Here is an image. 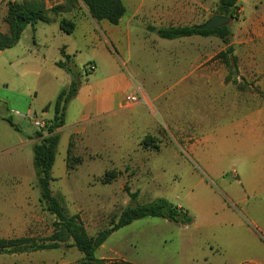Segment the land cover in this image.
Segmentation results:
<instances>
[{
	"label": "rangeland",
	"instance_id": "obj_1",
	"mask_svg": "<svg viewBox=\"0 0 264 264\" xmlns=\"http://www.w3.org/2000/svg\"><path fill=\"white\" fill-rule=\"evenodd\" d=\"M9 1L24 0H0V32L3 34L7 33L4 18ZM45 1L48 9L62 5V16L75 19L74 33L63 37L76 52L73 63L85 84L93 77V73L86 71L93 50L87 46V29L91 31L92 27L90 22L81 19L88 14L87 9L80 0ZM121 1L125 14L120 29L129 27L133 31L130 37L133 61H137L139 68H148L136 74L144 75L150 86L155 98L149 99L154 109L140 107L141 128L132 136L131 106H127L121 110L117 121L120 124L119 130L116 129L119 151L72 154L80 161L70 160L67 166L70 125L80 112V100L74 98L65 112L66 128L59 134L51 171L52 194L61 196L69 216H80L90 237L109 228L130 204L124 187H128L130 193L138 192L132 206L147 205L163 198L180 205L192 217V223L179 234L178 230L160 233L150 229L148 225L157 223V218L135 221L133 226L112 234L96 251L97 259L124 258L135 264H202L203 260L195 257L203 254L200 247L205 246L216 253L208 257L206 264H259L264 260V0H240L238 20L228 24L231 35L227 44L217 37L160 42L147 30L149 27L204 25L217 15L218 0ZM178 1L184 9L183 16L175 18L168 14L165 23L154 21L151 12L169 9ZM48 15L58 19L61 14ZM128 22L131 23L128 25ZM37 27L40 36H34L28 26L17 45L0 53V102L5 97L16 96L9 93L3 82L14 85L13 79L18 77L11 76L14 69L9 64L18 66L16 59L23 52L36 55L46 76L54 69L52 60L57 56L55 47L60 44L59 38L42 36L41 29H48L47 25L39 23ZM138 42L139 48L136 47ZM228 46L234 50L237 74L225 83L230 70L215 56ZM108 50L116 57L120 73L128 80V87L121 95L124 102L125 97L135 91L136 81L143 86L144 82L122 66L127 50L119 48L116 52L111 47ZM100 66L96 73L102 76L104 65ZM234 79L236 85L232 84ZM36 89L37 98L31 92V98H20L22 104H31L37 119H50L53 111L41 109L49 95L43 85ZM90 89L87 86L84 97ZM0 112H4L1 103ZM19 119L15 118L17 124L21 122L23 133L20 135L27 138L36 128ZM1 126L13 137L9 139L0 129V239L45 240L53 232L54 217L39 201L32 147L7 151L9 144H17L16 134L4 123ZM111 171L116 172L117 177L108 185L102 184L104 174ZM70 244L69 241L66 245ZM81 259L82 254L75 248L62 246L51 251L2 254L0 264H75Z\"/></svg>",
	"mask_w": 264,
	"mask_h": 264
},
{
	"label": "trees",
	"instance_id": "obj_2",
	"mask_svg": "<svg viewBox=\"0 0 264 264\" xmlns=\"http://www.w3.org/2000/svg\"><path fill=\"white\" fill-rule=\"evenodd\" d=\"M87 9L88 15L95 21H105L112 26L119 24L125 14V7L121 0H80ZM240 0H218L217 15L229 17L231 20H238ZM60 15L58 18L59 29L67 35H71L75 30V23L62 16L64 7L56 5L50 9L45 0H24L22 2L9 1L6 3V14L4 23L7 26V33L0 32V52L15 46L28 26L34 27L38 22L49 23L51 19L48 14ZM202 25L192 26H170L167 28L149 27L150 32L162 40H177L190 37H217L224 44H227L231 31L228 26L220 27L214 31L202 30ZM232 46L216 55L230 70L226 82H230L233 75L237 74V61L233 55ZM64 62H57L56 66L70 72V57L66 56L61 50ZM72 73V72H71ZM73 74V73H72ZM237 81H232L236 85ZM80 84L73 79L67 88L59 91L55 100L47 105L44 110L49 108L53 111L52 119L47 121L45 132H35L32 166L36 178V186L39 189V201L43 204L46 212L54 217L53 232L45 240H36L28 237L14 239H0V255L2 254H25L40 251L58 250L65 247L75 248L82 254V259L75 264H131L123 260L105 261L95 257L96 251L107 241L115 232L131 225L133 222L146 218H157L168 221L176 225L187 226L192 223V217L188 211L182 207L173 205L166 199L156 201L142 206H132L138 196V192L130 193L128 187L124 190L130 198V204L126 206L115 222L110 227L98 232L94 237H90L80 219L79 215L69 216L61 196H54L50 189L53 181L51 171L55 162L57 147L59 143L58 130L65 125V112L68 104L76 97ZM15 131L18 128L13 124L11 117L3 119ZM45 134V135H44ZM150 140V139H149ZM71 143L67 150L66 163L68 161L78 163V158L71 156ZM117 177L114 171L106 172L101 179L102 184L108 185ZM70 245H66L68 242Z\"/></svg>",
	"mask_w": 264,
	"mask_h": 264
},
{
	"label": "crops",
	"instance_id": "obj_3",
	"mask_svg": "<svg viewBox=\"0 0 264 264\" xmlns=\"http://www.w3.org/2000/svg\"><path fill=\"white\" fill-rule=\"evenodd\" d=\"M180 2L181 1L176 2V6L170 7L169 9H160L155 11V13L151 12L152 18L157 23L158 22L165 23L168 14H170V16L175 18H177V16H183L184 9L182 6H179ZM162 12H164L165 14L162 15V17H159V15L157 14H161ZM81 19L90 22L92 27L91 31L87 29V36L89 38L87 41V46L92 47L93 49L89 63L93 64L96 67L95 71L93 72L92 79L88 80L85 84H83L81 81L79 75V69H77L73 63L74 53L76 52L72 44L68 41V39H65L63 37L66 35L59 29L58 19H51L49 23L38 22L34 27H31L34 36H40L41 35V33H39L40 29L37 26L39 23H43L47 25L49 28L41 29L42 36L46 38L48 36H51L53 38L54 37L59 38L60 44L56 45L55 47L57 56H54V59L52 60V65L54 69L52 70V73L49 74V77L45 75L46 74L44 73L45 69L42 66V63L38 62L36 55L30 53L29 51L28 52L25 51L22 53L21 57H17L16 63L18 62V66L13 67L12 63L9 64L10 65L9 67L14 69V70L12 69L13 73H11V76L14 77V74H16V76L18 77V79H13V81L17 84L14 83L13 86H11L9 82H3V84L8 89L9 93L14 94L16 96L5 97L0 102L2 105V109L4 111V112H0V129L5 131L4 134L7 135L9 139L13 137L12 133L8 132L6 129H3L1 123H4L7 126V128H9V130L15 132L17 144L16 145L9 144L7 151H11L13 149H21L26 146H30L33 148L34 144L37 143V139L34 138V133L36 132V130L32 135H29L27 138L22 137L24 135L22 136L20 135V133H23L20 130L21 122L17 124L15 118L19 119L20 115L27 113L32 114L34 117H36V112H34V110L31 109L32 107L31 104L29 106H24L20 98L23 97L31 98V95L29 93L33 92L32 96L36 99L37 98L36 87L39 88L41 85H43V88L46 89V93L47 95H49V98L41 104V109L43 110V112L50 111L52 110L51 108L44 110L45 107L51 104L55 100L57 94L60 91L59 90L60 87L67 88L70 85L71 81L73 80L71 79L70 73L68 71L56 66L57 62H64V59L61 56V50H63L66 56L70 57V62H69L70 72L74 74V79H76L80 84L78 93L75 97L77 101L80 100L79 101L80 112L75 122L71 123L70 125L71 135L69 137V141L72 145L71 156L72 154L74 156H80L81 154L97 153L100 151L102 152L107 151L110 152L111 154H115L116 151H119L120 142L119 140L117 141L116 138L119 132H117L116 129L119 130L120 124H118L117 121H119V114L121 110L128 108L121 100V95L123 91L128 87V80L124 76V74L120 73L121 67L116 57L108 50V47H111V49H113L116 52L119 50V48H123L127 50L128 52L126 53V55L123 53V57L125 55L126 60H124L123 58V61L121 63L122 66L127 68L131 75L135 76L136 78H139L140 81L143 80L144 82V86H143L141 83L135 80L136 83L142 87L147 104L146 105L140 104L129 107L131 114L130 134H132V136L137 135L139 128H141L140 118L138 114L140 111V107L144 106L149 110L154 109L153 103L151 102L150 99L154 100L155 97L153 98V95L150 91V86H148L147 81L144 79V75L136 74L137 71H148V68L147 67L139 68L137 61L136 63H134L133 61L134 59L131 53V49L133 45H132V39L130 38L133 35L132 29H130L129 27H126L123 30L120 29V24L122 20L119 22L118 25L112 26L105 21L97 22L93 20L88 14L82 16ZM72 21L75 23L74 18H72ZM130 23L131 22H128L127 24L129 25ZM175 23H177V21H175ZM175 26H179V25H175ZM154 28L157 31L160 28H167V27H154ZM75 29H76V24H75ZM152 33L159 41L162 40L158 38L154 32ZM197 38L201 39L202 37L195 36V37L182 38V39H197ZM182 39H177L172 41L165 40V41L174 42ZM39 40L43 44L46 43L43 42L41 38ZM139 43L140 42L137 43L136 46L137 48L140 47ZM5 51L7 50H4L0 53L4 54ZM100 65H104L103 66L104 71L102 76L96 73L99 72L101 68ZM78 78L80 80H78ZM225 83H227L226 79H225ZM87 86H90L91 89L90 92L86 93V97H84V94L86 92L84 90H86ZM17 87L21 88L22 90L16 92L15 89H17ZM25 88H27L28 90H25ZM28 94L29 97L27 96ZM161 96H163V93L161 94ZM8 117H11L13 124L18 128V131H15L12 127L9 126V124H7L3 120L4 118H8ZM51 119L52 117L47 120L46 119L45 120L42 119V120L47 123V121ZM19 120L30 122V124L32 125V121L30 120H26L22 118H20ZM65 128H66V123L64 127L58 130V134H60V132ZM18 134L21 137L17 136ZM66 157H67V152H66ZM177 206L181 207L180 205ZM157 220H159L157 221V223H152L151 225L148 226L150 229L160 233L164 231L173 232L178 230V234H179L188 227V225L182 226V225L169 223L168 221L163 219H157ZM131 226H133V224L129 225L128 227ZM247 231L249 233H252L250 229H247ZM113 234H116V232ZM207 248L208 247L205 246L200 247V249H202L203 254L201 256H198L197 258L195 257L196 260H201V261L203 260L202 264L207 263V259L209 256L216 255V253H214L212 250H207ZM99 259H103V258L100 257ZM116 260H123L131 264H135V262L128 261L124 258H118ZM259 264H264V260H262V262H260Z\"/></svg>",
	"mask_w": 264,
	"mask_h": 264
},
{
	"label": "built area",
	"instance_id": "obj_4",
	"mask_svg": "<svg viewBox=\"0 0 264 264\" xmlns=\"http://www.w3.org/2000/svg\"><path fill=\"white\" fill-rule=\"evenodd\" d=\"M95 69L96 67L93 64H88L86 71L88 73H93ZM124 104L126 106L147 104L143 89L139 84H137V86L135 87V91L132 94L125 97ZM20 118L32 121V125L36 128L37 132H43L46 129L47 123L43 120L37 119L32 114H22L20 115Z\"/></svg>",
	"mask_w": 264,
	"mask_h": 264
},
{
	"label": "water",
	"instance_id": "obj_5",
	"mask_svg": "<svg viewBox=\"0 0 264 264\" xmlns=\"http://www.w3.org/2000/svg\"><path fill=\"white\" fill-rule=\"evenodd\" d=\"M230 21L231 19L229 17L214 15L204 25L200 26L199 28L202 30L214 31L220 27L228 26ZM69 73L71 74V72ZM71 79H74V76H72Z\"/></svg>",
	"mask_w": 264,
	"mask_h": 264
}]
</instances>
